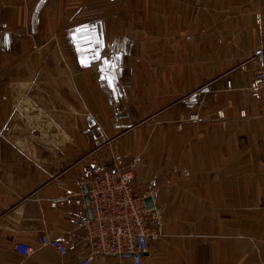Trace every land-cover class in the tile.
<instances>
[{
    "label": "crops",
    "instance_id": "crops-1",
    "mask_svg": "<svg viewBox=\"0 0 264 264\" xmlns=\"http://www.w3.org/2000/svg\"><path fill=\"white\" fill-rule=\"evenodd\" d=\"M263 59L264 0H0V264H77L15 244L69 231L52 202L115 155L159 190L142 264H264Z\"/></svg>",
    "mask_w": 264,
    "mask_h": 264
},
{
    "label": "built area",
    "instance_id": "built-area-1",
    "mask_svg": "<svg viewBox=\"0 0 264 264\" xmlns=\"http://www.w3.org/2000/svg\"><path fill=\"white\" fill-rule=\"evenodd\" d=\"M257 19L260 21V15ZM227 88H234L232 79L227 80ZM240 91L264 105V59L254 71L249 85ZM218 114L224 117L222 111ZM241 114L246 116V111ZM190 119L197 120L199 116L193 114ZM136 163V159L130 164L124 163L122 155H115L110 163L97 159L85 163L74 182L75 188L67 189L63 197L52 202V206L63 202L74 207L68 215L70 230L53 237L42 233L35 243L18 241L16 251L25 257L43 248L53 249L61 255L81 252L77 264H91L96 256L130 253L133 264H142L151 242L161 236L162 223L157 215L149 216L155 208L149 209L145 203L146 198L151 197L156 207L159 190L151 189L143 194L134 190ZM85 185L87 193L84 192Z\"/></svg>",
    "mask_w": 264,
    "mask_h": 264
},
{
    "label": "water",
    "instance_id": "water-1",
    "mask_svg": "<svg viewBox=\"0 0 264 264\" xmlns=\"http://www.w3.org/2000/svg\"><path fill=\"white\" fill-rule=\"evenodd\" d=\"M87 191H88V188H87V186L85 185V186H84V192L87 193ZM85 200H86V204L89 205V204H90V200H89L88 195L85 196ZM145 203H146V206H147L149 209H150V208L158 209V207H155L154 202H153V199H152L151 197L146 198ZM88 212H89V215L92 216L90 208L88 209ZM122 256H123V257H131L132 254H130V253H125V254H123Z\"/></svg>",
    "mask_w": 264,
    "mask_h": 264
},
{
    "label": "rangeland",
    "instance_id": "rangeland-1",
    "mask_svg": "<svg viewBox=\"0 0 264 264\" xmlns=\"http://www.w3.org/2000/svg\"><path fill=\"white\" fill-rule=\"evenodd\" d=\"M223 113H224V112H223ZM241 113H242V112H241ZM224 116H225V114H224ZM241 116H242V114H241ZM242 117H245V116H242ZM189 119H190V117H189ZM190 120H192V119H190ZM182 126H183L182 124L179 125L180 128H182ZM152 189H154V188H152ZM150 190H151V189H147V190H146V193L149 192ZM157 217L160 219V221H161V223H162L163 220L161 219V217H159L158 215H157Z\"/></svg>",
    "mask_w": 264,
    "mask_h": 264
},
{
    "label": "snow or ice",
    "instance_id": "snow-or-ice-1",
    "mask_svg": "<svg viewBox=\"0 0 264 264\" xmlns=\"http://www.w3.org/2000/svg\"><path fill=\"white\" fill-rule=\"evenodd\" d=\"M96 43L99 44L100 41L97 39ZM93 58H94V59H98V58H99L98 54H97L96 56H94Z\"/></svg>",
    "mask_w": 264,
    "mask_h": 264
}]
</instances>
